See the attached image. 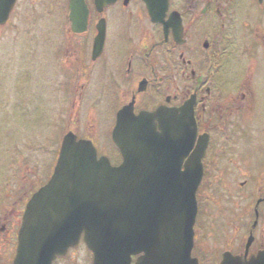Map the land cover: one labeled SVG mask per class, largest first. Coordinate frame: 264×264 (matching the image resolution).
Wrapping results in <instances>:
<instances>
[{
	"label": "flooded vegetation",
	"instance_id": "obj_1",
	"mask_svg": "<svg viewBox=\"0 0 264 264\" xmlns=\"http://www.w3.org/2000/svg\"><path fill=\"white\" fill-rule=\"evenodd\" d=\"M35 75L50 81L52 102L59 91L68 100L60 143L69 133L90 141L112 167L121 158L111 133L124 109L136 116L185 107L195 139L181 168L204 142L203 171L236 161L240 210L214 255L197 247L194 229L191 257L264 264V0H15L0 25V122L16 121L33 89L40 92L31 88ZM26 86L28 96L19 89ZM10 93L18 102L7 112ZM48 117L59 122L52 110ZM50 162L28 186L0 187V236L12 252L26 204L53 173Z\"/></svg>",
	"mask_w": 264,
	"mask_h": 264
},
{
	"label": "water",
	"instance_id": "obj_2",
	"mask_svg": "<svg viewBox=\"0 0 264 264\" xmlns=\"http://www.w3.org/2000/svg\"><path fill=\"white\" fill-rule=\"evenodd\" d=\"M14 3L0 0V24ZM194 139L185 107L137 116L124 109L112 132L117 167L67 134L50 180L27 205L13 264H52L81 236L92 264H131L141 253L135 264H196L190 253L206 142L181 168ZM221 264L237 262L224 256Z\"/></svg>",
	"mask_w": 264,
	"mask_h": 264
},
{
	"label": "rangeland",
	"instance_id": "obj_3",
	"mask_svg": "<svg viewBox=\"0 0 264 264\" xmlns=\"http://www.w3.org/2000/svg\"><path fill=\"white\" fill-rule=\"evenodd\" d=\"M24 4L25 2L22 1L20 5L23 7ZM18 10L14 12L17 16H19ZM15 15L14 23L19 20ZM33 79L37 83L32 84L31 88H38L40 92L35 93V89H33L29 98L32 99L31 104L23 106L17 112L18 119L16 121L6 118L4 122H0V187L5 182L10 184L26 183L28 186V179L33 177L34 181L35 178H38L37 175L40 176V172L44 171L45 166L47 169L49 167L51 169L50 160L53 158V164L55 163L60 143L59 138L63 132L62 129L67 126L62 122L65 123L67 121L65 116L69 115V113L67 114L69 108L66 107L68 100L64 103L62 92L59 91L53 99L55 102H52L50 81L47 82V78L42 77L41 79L36 75ZM7 84L14 85L10 79L7 80ZM19 89L22 93L29 95L27 86ZM12 94L10 93L11 98L6 100L9 103L5 110L7 112L11 110V106H16L18 102ZM47 105H51L54 109H48ZM51 110L55 112L59 122L55 121L54 124L50 122L48 113ZM91 113H94V109L91 110ZM88 123L89 119H86L84 128ZM81 126L83 125L81 124ZM205 163H208V158L205 159ZM27 166L30 168V172L26 171ZM237 182L236 161H219L217 171L204 169L202 182L196 193L198 211L195 229L200 231L197 235L196 245L205 251L211 250L213 255L224 249L225 244L221 241L225 231L232 234L230 229H237L240 212ZM2 216L3 213H0V219ZM237 237V231L233 232L236 242L238 241ZM11 249L5 242L3 243L0 236V264H11L14 254ZM91 262L90 252L80 242L76 248L70 250L66 256L58 258L53 264H91Z\"/></svg>",
	"mask_w": 264,
	"mask_h": 264
}]
</instances>
